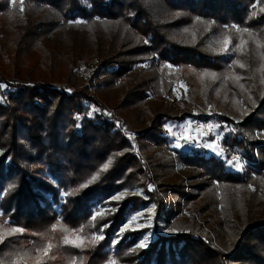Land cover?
Returning <instances> with one entry per match:
<instances>
[{
	"label": "trees",
	"instance_id": "1",
	"mask_svg": "<svg viewBox=\"0 0 264 264\" xmlns=\"http://www.w3.org/2000/svg\"><path fill=\"white\" fill-rule=\"evenodd\" d=\"M7 15L15 19L16 32L23 27L44 49L39 35L118 23L130 56H138L130 63L155 72L162 63L179 67L188 72L181 80L201 88L205 101H213L217 92L225 111L248 113L241 121L228 113L213 116L218 133L225 130L221 144L228 156L238 154L246 162L241 170L228 166L220 147L218 155L204 148L178 151L186 165L200 169L215 186L208 187L207 206H220L215 213L235 203L234 211L220 216L215 227L211 217L180 223L176 206L163 204L160 187L137 160L134 140L145 138L143 132L132 139L113 115H100L109 112L97 107L89 90L77 91L71 77L62 84L0 76V221L24 229L0 243L3 264L18 254L34 257L48 243L53 247L39 264H107L102 248L113 244L127 216L144 203L139 196L114 203L109 198L137 187L156 201L160 218L180 224L175 236L159 237L147 249L123 238L115 264H264V0H0V18ZM38 15L41 21L34 20ZM48 19L51 23L43 21ZM215 37L235 46L230 56L214 48ZM52 54L46 58L55 63ZM112 68L114 74L124 71ZM204 73H215V79ZM186 118L161 120L155 142L173 145L174 131ZM93 176L97 179L87 183ZM173 192L192 197L178 187ZM107 204L112 209L93 218ZM54 226L58 230L52 231ZM61 227L77 231L83 247L63 243ZM94 236L103 238L93 241ZM216 242L221 251L214 248Z\"/></svg>",
	"mask_w": 264,
	"mask_h": 264
},
{
	"label": "rangeland",
	"instance_id": "2",
	"mask_svg": "<svg viewBox=\"0 0 264 264\" xmlns=\"http://www.w3.org/2000/svg\"><path fill=\"white\" fill-rule=\"evenodd\" d=\"M41 19L42 16L38 15L34 20L41 21ZM43 21L51 23L49 19ZM13 22L15 19L10 15H7V20L0 18V76L10 77V79L20 76L19 78H28L37 83L59 81L62 84H66L71 77L70 80L76 85L77 91L89 90L97 107H102L109 112L99 113L100 115L108 117L110 114L113 115L116 120L122 123V127L125 126L132 139L136 132H143L145 138L134 140L137 160L145 164L155 184L160 187L163 204L170 202L176 206L180 223L185 220L192 222L193 219H203L204 221L213 218L215 220L210 225L215 227L220 216H228L231 209L234 211V207L237 206L235 203L226 204L224 209L215 213L213 212L214 208L217 211L220 206L216 203L217 207L207 206L212 195L208 191V187L213 190L215 186L203 176L200 169L186 165L179 158L178 151L204 148L212 151L214 155H218V147H220L221 157L230 159L228 166L234 164V169L237 165V168L241 170L246 162L241 155L231 154L228 156L221 144L225 130L221 129L218 133V125L215 124L213 116L215 113H228L229 117L241 121L248 112L236 115L233 112L225 111L224 106L218 104L220 94L217 92L211 98L213 101H205L201 88L190 86L186 81L181 80L183 74L188 72H184L179 67L162 63L155 72L154 69L148 70V68L141 67L142 64L130 63L131 60L138 59V56H130L129 44L124 41L125 33L118 23L104 22L83 30L71 28L60 33H52L49 36L39 35L38 38H41L39 40L43 41L44 39V46L47 45V49H44L41 47L42 43L36 40L37 36L32 37V33L28 35L24 32L23 27L20 28L21 34L20 30L16 32L17 29ZM2 23H6L5 26L1 25ZM225 40L230 41L215 37L212 44L217 51L228 57L231 54L228 53V50H235V46H231V42L225 46ZM48 49L53 52L51 56L55 57V63L54 60L52 63L49 58H46ZM102 63L105 64L102 65ZM116 65L124 69L123 73L114 74L111 72L112 66L117 67ZM235 85L239 86L238 83ZM181 86L183 90L179 92ZM146 89L149 91L148 95ZM183 117H187L186 121L180 125L177 131H174L176 142L173 145L161 146L155 142L157 140L154 135L158 136V134L154 129L161 125V120L171 119L170 121H173ZM199 122H204V126H199ZM173 127L174 125H172ZM170 130L172 131V129ZM199 131L203 133V140L197 134ZM206 152V155L210 154L208 151ZM1 155L3 152L0 151ZM172 187H178L180 192L192 195L190 201L182 199L177 193H170ZM219 190L217 193H221ZM223 192L225 191L223 190ZM216 195L215 197H217ZM117 196L120 198L115 199L114 197ZM131 196L142 197L144 203L127 216L125 224L118 232V237L113 241V244L110 247L102 248V250L100 247L103 254L109 258L107 264L116 263L121 254L115 250L116 245L123 238L137 241L136 248L147 249L159 237H173L177 234V225L180 223L178 221L169 223L168 217L160 218L156 201L150 199L141 187L125 189L109 198V202H120ZM111 209L112 205L107 204L105 207H101L94 217H98V213L106 215L107 211ZM225 212L228 214H224ZM130 233L138 236L135 237ZM214 248L221 251L217 242ZM21 264H35V262L27 259Z\"/></svg>",
	"mask_w": 264,
	"mask_h": 264
},
{
	"label": "snow or ice",
	"instance_id": "3",
	"mask_svg": "<svg viewBox=\"0 0 264 264\" xmlns=\"http://www.w3.org/2000/svg\"><path fill=\"white\" fill-rule=\"evenodd\" d=\"M239 31V29H237ZM245 31H247L245 29ZM225 46H227L228 43H230V41L225 40L224 41ZM227 50V49H225ZM240 67H244L243 64L240 65ZM203 75L205 76H210L211 78L215 79V73H204ZM235 79L238 81L240 79L239 76L235 77ZM240 87L242 88L243 86L240 85ZM238 159V158H237ZM111 163V161L108 162V164L104 165V168L106 169L108 167V165ZM97 179V176H93L91 178V180H89L87 183H91L93 181H95ZM86 186V185H84ZM115 199H119L120 197H114ZM103 213H98V215H102ZM2 215V214H0ZM95 218V217H94ZM58 230L55 226L53 227L52 231H56ZM63 232L66 233V235L63 238V243L65 244H69L73 247H83L84 245V240L77 234V231H71L67 228H63L61 227V229ZM24 229L19 228V227H12L9 226L7 224H5L4 222L0 221V243H3L5 239H7L9 236H13L17 233H23ZM78 231H82V230H78ZM102 236H94L92 237V240L95 241L97 239H102ZM141 247L143 245H140ZM53 245L51 243H48L40 248H38L36 250V255L33 257L28 253H23V254H18L17 257L11 262V264H21L22 261L27 260V259H36L38 264H39V260L40 257H47L48 253L50 252V250L52 249ZM0 264H3V261H0ZM114 264V262H113Z\"/></svg>",
	"mask_w": 264,
	"mask_h": 264
},
{
	"label": "built area",
	"instance_id": "4",
	"mask_svg": "<svg viewBox=\"0 0 264 264\" xmlns=\"http://www.w3.org/2000/svg\"><path fill=\"white\" fill-rule=\"evenodd\" d=\"M199 126H204V122H201V123L199 122ZM199 126H198V127H199ZM199 128L202 129V127H199Z\"/></svg>",
	"mask_w": 264,
	"mask_h": 264
}]
</instances>
